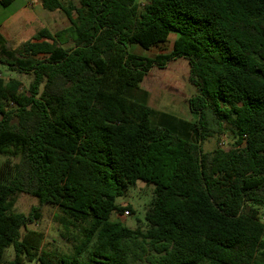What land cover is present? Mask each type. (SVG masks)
<instances>
[{
	"label": "trees",
	"instance_id": "1",
	"mask_svg": "<svg viewBox=\"0 0 264 264\" xmlns=\"http://www.w3.org/2000/svg\"><path fill=\"white\" fill-rule=\"evenodd\" d=\"M13 0H0L7 6ZM40 0L69 25L0 34V264H264V0ZM167 53L130 51L160 46ZM184 58L189 121L148 106L152 68ZM230 139L223 146L222 137ZM216 138L212 150L204 143ZM152 186L145 229L113 220ZM38 205L14 211L17 195ZM56 207L68 251L28 225Z\"/></svg>",
	"mask_w": 264,
	"mask_h": 264
},
{
	"label": "rangeland",
	"instance_id": "2",
	"mask_svg": "<svg viewBox=\"0 0 264 264\" xmlns=\"http://www.w3.org/2000/svg\"><path fill=\"white\" fill-rule=\"evenodd\" d=\"M141 2L142 0H137ZM64 6L68 2L78 7V0H62ZM69 25L65 13L58 9L49 11L41 6L40 0H13L9 5H0V34L5 39L7 45L15 48L22 42L30 39L41 28H47L54 32ZM175 34H171L167 42L149 50H144L138 45H131L130 51L137 54L154 56L158 53H167ZM189 66L187 60L178 58L171 60L164 68L154 67L144 77L141 87L148 92L145 102L148 106L173 114L177 117L192 121L195 116L190 112L187 99L194 94L195 87L188 80ZM0 75L4 78L15 77L22 83V89H27L31 75L10 71L5 67H0ZM223 146H228L230 139L221 138ZM216 138L207 140L204 150H212L217 145ZM8 160L16 163L17 157H6L0 154V165ZM153 198L152 186L138 182L135 186L123 188V195L117 199L119 206H130L128 214L115 212L113 220L122 222L125 226L135 228L140 225L145 229L144 214L150 206ZM38 205L36 197L21 193L17 195L14 211L27 214L33 206ZM264 212V207L261 208ZM57 212L56 207L47 204L40 206V217L34 223L28 225L29 229L43 233V246L47 249L58 248L68 251L71 248V241L67 239L61 224L54 218ZM13 258L12 246L5 250L2 264H9Z\"/></svg>",
	"mask_w": 264,
	"mask_h": 264
},
{
	"label": "built area",
	"instance_id": "3",
	"mask_svg": "<svg viewBox=\"0 0 264 264\" xmlns=\"http://www.w3.org/2000/svg\"><path fill=\"white\" fill-rule=\"evenodd\" d=\"M125 214H128V211H124Z\"/></svg>",
	"mask_w": 264,
	"mask_h": 264
},
{
	"label": "crops",
	"instance_id": "4",
	"mask_svg": "<svg viewBox=\"0 0 264 264\" xmlns=\"http://www.w3.org/2000/svg\"><path fill=\"white\" fill-rule=\"evenodd\" d=\"M176 37V35H174V38Z\"/></svg>",
	"mask_w": 264,
	"mask_h": 264
}]
</instances>
